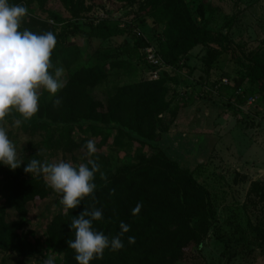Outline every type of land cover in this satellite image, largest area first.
Masks as SVG:
<instances>
[{
	"label": "trees",
	"instance_id": "obj_1",
	"mask_svg": "<svg viewBox=\"0 0 264 264\" xmlns=\"http://www.w3.org/2000/svg\"><path fill=\"white\" fill-rule=\"evenodd\" d=\"M50 0H8L9 4H22L28 8V15L22 23L28 26L49 25L52 28L61 26L59 32L52 30L56 36V45L52 50L51 61L56 67L66 70L75 66L78 47L67 45L69 36L82 32L71 20H66L59 12L48 8ZM66 11H78L81 0H57ZM95 1V0H91ZM134 5L131 14L133 18L126 20L121 27L119 22L109 18L89 20V29L82 32L85 37L106 39L108 37L128 33L134 25L135 18L153 16L164 20L165 39H161L163 31H158V44L146 42L141 36H136V46L142 48L145 44H154L163 61L176 70L185 68V63L175 55L183 46V51L196 44L203 46L216 45L221 51H227L226 37L220 31L215 35L209 29L213 11L205 17L198 4L193 12L185 0H114ZM38 12L45 13L41 19ZM129 14V16L131 15ZM199 20H198V17ZM45 19V20H44ZM97 19V20H96ZM129 31V32H130ZM46 32V31H45ZM214 52H218L213 50ZM215 56V55H214ZM143 60V56L140 53ZM252 64L245 65L248 86L241 93L231 91L228 96L229 84L218 81L208 82V87L216 89L219 94L227 95L228 99L243 104L246 95L259 93L264 99V58H252ZM111 68L120 65L111 61ZM54 72V69H50ZM107 67L94 64L74 68L67 77L66 86L55 95L41 90L39 110L33 118L25 120L16 112L5 117L10 125L19 119L21 125L17 131L28 135L27 148L20 156L23 159L20 167L15 170L0 163V252L15 254L17 263L29 259L31 254L24 251L23 244L19 248L15 244L19 238L18 231L22 230L26 220V204L43 200L49 194L61 197L46 185L43 175H33L24 172V167L31 159H41L43 151L52 148H62L71 151L77 146L84 145L86 138L76 142L73 131L90 132L99 136L102 128L114 127L115 124L121 137L127 142H136L139 146L150 149L149 154H140L132 163H121L115 167L99 169L95 173L94 191L95 207L103 211V218L93 222V227L105 235L115 237L120 231V222L130 226L128 232L121 237L124 247L120 250L105 249L102 259H93L89 264H175L184 260L187 250L194 246L199 249L203 239L213 228L216 209L211 193L207 186L198 181L194 168L184 167L177 159L167 154L154 143L152 134L156 124L160 125V114L165 112L168 105L167 82L173 77L162 74L157 79L141 80L118 86L114 93L101 91L98 86L107 78ZM236 87H239L237 85ZM249 88V89H248ZM247 92V93H246ZM59 98L61 103L53 105V100ZM173 115V113H171ZM136 134V137L130 134ZM145 132V133H144ZM118 134V132H117ZM34 135L40 139L32 141ZM117 142H119L117 140ZM196 164V167H201ZM103 172L107 180L101 179ZM114 194L110 195V190ZM93 196L84 197L74 209L64 210L52 216L46 225L48 249L61 254L57 264H78L75 251L68 247L67 241L74 239V230L69 224L84 208L93 205ZM140 205L137 211V205ZM17 213V219L7 220V208ZM67 211V214L65 212ZM234 231H241L232 226ZM247 230L256 234L264 243V226L247 222ZM135 238L134 244L128 243V237ZM234 254L239 250L232 251ZM48 251L38 254L37 264H45Z\"/></svg>",
	"mask_w": 264,
	"mask_h": 264
},
{
	"label": "rangeland",
	"instance_id": "obj_2",
	"mask_svg": "<svg viewBox=\"0 0 264 264\" xmlns=\"http://www.w3.org/2000/svg\"><path fill=\"white\" fill-rule=\"evenodd\" d=\"M185 1L192 12L202 4L200 10L205 17L210 16V10L213 11L207 27L215 35L218 31L225 35L228 50L221 51L213 44H196L185 51L180 46L175 55L187 67L176 70L165 63L170 69L161 68L154 75L155 68L140 57L136 33L129 30L106 39L88 38L82 33L89 29V20L100 14L119 24L124 18L131 20L134 5L114 0H81L80 9L69 12L57 0H50L48 8L59 12L82 30L66 41L67 45L78 47V56L75 66L67 70L63 68V78L67 79L79 66L100 64L107 67L108 76L98 88L112 94L123 84L157 79L162 74L173 77L166 85L168 105L158 117L162 122L156 124L152 138L181 165L194 168L198 181L209 189L216 209L213 228L203 239L201 247L191 246L185 259L175 264H264V243L254 232L246 229L247 222L264 226V99L259 93L246 92V98L255 95L256 99L252 104H241L243 108L233 105L228 99L231 91L240 88L241 93L248 86L242 63L252 64V58H264V0ZM38 14L41 19L46 17L45 13ZM51 22L48 21V26L37 25L34 28L21 23L20 30L27 28L37 34L52 30L59 32L61 26L54 29ZM133 23L140 32L138 37L142 36L146 42L158 44V31H163L162 40L166 37L164 20L150 16L135 18ZM111 61L120 65L111 68ZM223 78L231 82L228 96L211 90L204 81L220 82ZM0 125L6 128L20 158L30 137L17 131L15 124L0 121ZM116 127L120 128L117 124L102 128L99 136L88 131H73L72 137L76 142H80L83 136L86 142L95 141L96 152L92 156L87 155L85 142L71 151L62 148L43 151L40 161L64 160L77 166L93 159L103 169L132 163L138 155L151 152L136 142H127ZM130 134L136 137L134 132L130 131ZM39 139V135H34L32 141ZM196 164L202 166L196 167ZM2 203L3 197H0V206ZM26 208V222L18 231L19 238L15 244L18 248L23 244L24 251L31 254L28 257L31 260L29 263V259H22V264H37L36 259L41 257L38 254L45 251L49 252L47 260L57 264L61 254L48 249L46 225L53 215L65 210L60 198L51 193L43 200L28 202ZM6 218L9 221L17 219L16 211L8 207ZM233 225L241 231H234ZM236 250L239 253L234 254L232 251ZM17 260L15 254L0 252V264H18Z\"/></svg>",
	"mask_w": 264,
	"mask_h": 264
},
{
	"label": "clouds",
	"instance_id": "obj_3",
	"mask_svg": "<svg viewBox=\"0 0 264 264\" xmlns=\"http://www.w3.org/2000/svg\"><path fill=\"white\" fill-rule=\"evenodd\" d=\"M26 15V5L0 0V121H4L13 110L25 120L30 119L39 110L42 89L55 95L67 84L63 78V67H55L51 61L56 36L51 31L41 34L27 28L21 31L22 19ZM50 69H54V72H50ZM60 103L59 98L53 100L54 106ZM21 123L19 119L14 121L17 127ZM84 147L88 156L96 152L94 140H88ZM22 161L18 158L15 145L8 138L6 128L0 125V163L15 170ZM99 169L100 165L93 159L77 166L64 160L50 163L31 159L23 169L25 173L43 175L46 185L61 194L60 203L66 210L76 208L84 197L93 196V205L84 208L69 224L70 229L74 230V239H69L67 244L75 251L78 264L102 259L105 249H122L124 243L121 237L130 229L129 225L121 221V231L111 238L94 229L93 222L103 218L102 209L94 206L93 195L96 189L94 177ZM100 177L107 180L103 172H100ZM114 192L112 189L109 194ZM139 208L138 204L137 211ZM128 243L134 244L135 238L129 236ZM45 264H52V260H47Z\"/></svg>",
	"mask_w": 264,
	"mask_h": 264
},
{
	"label": "built area",
	"instance_id": "obj_4",
	"mask_svg": "<svg viewBox=\"0 0 264 264\" xmlns=\"http://www.w3.org/2000/svg\"><path fill=\"white\" fill-rule=\"evenodd\" d=\"M97 19H101L103 18V14L97 15L95 16ZM96 19V20H97ZM126 20H123L119 25L122 27L125 24ZM131 31L136 33L138 36L140 35V32L134 28V26L130 27ZM142 37V36H141ZM141 55L143 56V60L145 63H147L150 66H153L155 68V71L153 72L154 75H156L157 71L161 68H165V69H170V66L166 65L165 62L163 61L162 57L159 55L157 48L154 44L151 43H147L145 44L142 48H141ZM219 83L221 84H229V80H227L226 78H223L222 81H220ZM217 87V85H216ZM215 87V89H216ZM215 89H213V91H215ZM241 91L240 88H237L236 90H234L235 94H239ZM234 98H232L231 103L235 106H238L240 108H243L241 106V104L237 103L236 101H233ZM256 96H247V98L245 99V102L248 104H252L253 102H255ZM233 101V102H232Z\"/></svg>",
	"mask_w": 264,
	"mask_h": 264
}]
</instances>
